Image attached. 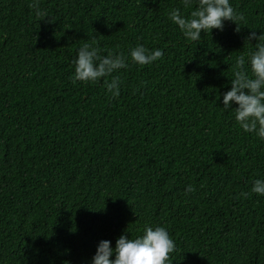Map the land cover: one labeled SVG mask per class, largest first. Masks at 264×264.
<instances>
[{"label": "trees", "instance_id": "16d2710c", "mask_svg": "<svg viewBox=\"0 0 264 264\" xmlns=\"http://www.w3.org/2000/svg\"><path fill=\"white\" fill-rule=\"evenodd\" d=\"M34 2L0 0V264H92L101 240L157 226L172 264H264V195H239L264 180V140L223 108L264 0H229L240 31L195 42L168 13L197 0H39L42 20ZM85 43L127 58L118 97L112 77L73 84ZM138 45L163 58L133 63Z\"/></svg>", "mask_w": 264, "mask_h": 264}, {"label": "clouds", "instance_id": "9594fccd", "mask_svg": "<svg viewBox=\"0 0 264 264\" xmlns=\"http://www.w3.org/2000/svg\"><path fill=\"white\" fill-rule=\"evenodd\" d=\"M183 6L186 9L192 8V0H183ZM29 7L35 10L40 20L48 17L46 12L40 10L39 0H35ZM168 16L184 37L193 42L200 40L202 32H211L213 29L223 31L224 21L234 22V31L239 32L240 21L244 20L243 14L237 13L229 0H197L196 7L188 16L182 14L179 8L171 10ZM253 40L256 41V49L249 56L251 74L245 68V56L237 57L233 77L230 78L231 89L223 94V108H234L239 127L264 140V33L257 35L251 31L245 42L251 43ZM100 52L99 47L88 43L78 49L73 61L75 70L72 82L94 83L101 78L112 77L110 81H105L106 88L112 98L118 97L121 78L112 74L128 67L127 58L123 53L114 54L109 51L108 55L102 56ZM163 55L162 50L150 51L143 45L130 50L133 63L140 66L150 65L162 59ZM234 103L238 106L232 107ZM185 191L192 193L195 188L188 185ZM252 193L264 195V180H254L251 192H241L239 195L248 197ZM174 251L175 243L165 227H146L144 234L135 239L122 234L116 240L114 249L109 240H101L92 264H172L170 254ZM113 252L115 259L110 258Z\"/></svg>", "mask_w": 264, "mask_h": 264}]
</instances>
